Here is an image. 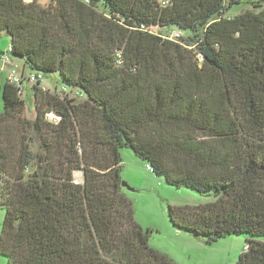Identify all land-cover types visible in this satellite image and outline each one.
I'll return each mask as SVG.
<instances>
[{"label": "trees", "instance_id": "16d2710c", "mask_svg": "<svg viewBox=\"0 0 264 264\" xmlns=\"http://www.w3.org/2000/svg\"><path fill=\"white\" fill-rule=\"evenodd\" d=\"M2 33L12 57L83 98L36 84L32 122L0 73L8 264H172L134 220L124 148L169 186L215 194L169 206L176 229L247 235L236 264H264V0H0Z\"/></svg>", "mask_w": 264, "mask_h": 264}, {"label": "rangeland", "instance_id": "374dc122", "mask_svg": "<svg viewBox=\"0 0 264 264\" xmlns=\"http://www.w3.org/2000/svg\"><path fill=\"white\" fill-rule=\"evenodd\" d=\"M25 1L31 2L32 0ZM51 2L52 0H39L42 7H48ZM246 8L247 6L244 4L239 5L229 15L242 13ZM152 31L169 36L168 30L165 29L154 28ZM172 39L179 40L177 37H172ZM11 45L10 36L7 33H2L0 35V51L7 52ZM11 58L22 67L20 71L24 72L26 76L33 73L22 59L12 57V55ZM43 77L44 81L40 83L45 90H50L63 97L83 100L78 92L64 85L58 73ZM34 85L36 84L25 82L23 95L21 94L26 103V118L32 122L37 118L32 91ZM3 110L2 92H0V113ZM53 116L57 118L54 113L46 114L45 118L52 122ZM121 157V178L122 182L127 184V187H123V193L132 203L135 222L144 231H151L149 245L152 249L166 256L172 264H236L238 262L240 256L246 251L249 236L231 235L209 244L204 237L198 238L176 229L169 219V206L204 205L214 201L215 194L201 195L188 188L169 186L163 178L150 172L147 169L148 164L131 149H122ZM76 179L77 181L81 180L80 173L76 174ZM4 218L5 210L0 206V234ZM260 240L264 242V237ZM0 264H8V258L0 255Z\"/></svg>", "mask_w": 264, "mask_h": 264}, {"label": "built area", "instance_id": "2783aa9c", "mask_svg": "<svg viewBox=\"0 0 264 264\" xmlns=\"http://www.w3.org/2000/svg\"><path fill=\"white\" fill-rule=\"evenodd\" d=\"M171 37H180V32H174ZM12 47L8 48L7 52H4L0 55V73L7 76V82L10 85H13L20 89V93L24 92V83L37 84L44 81L42 74L33 72L30 75L26 76L24 72L20 71L19 66L16 65L15 61L11 58ZM23 95V94H22ZM52 117V116H50ZM58 118L53 116L52 121L58 122ZM147 169L150 172H153L151 166H147Z\"/></svg>", "mask_w": 264, "mask_h": 264}, {"label": "crops", "instance_id": "0c3cea01", "mask_svg": "<svg viewBox=\"0 0 264 264\" xmlns=\"http://www.w3.org/2000/svg\"><path fill=\"white\" fill-rule=\"evenodd\" d=\"M38 1H39V0H38ZM0 53H1V51H0ZM1 54H2V53H1ZM1 54H0V55H1ZM15 63H16L17 66H19V68H22L17 62H15ZM2 79H4V80L6 79V75H5V74L2 76Z\"/></svg>", "mask_w": 264, "mask_h": 264}, {"label": "water", "instance_id": "95a60500", "mask_svg": "<svg viewBox=\"0 0 264 264\" xmlns=\"http://www.w3.org/2000/svg\"><path fill=\"white\" fill-rule=\"evenodd\" d=\"M122 186H123V187H127V184L123 182V183H122Z\"/></svg>", "mask_w": 264, "mask_h": 264}]
</instances>
